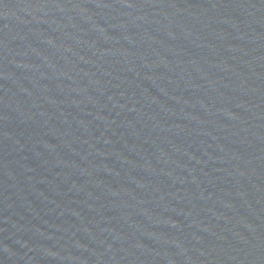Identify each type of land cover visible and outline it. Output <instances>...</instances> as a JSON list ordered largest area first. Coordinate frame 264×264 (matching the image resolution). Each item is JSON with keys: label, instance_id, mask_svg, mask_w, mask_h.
Instances as JSON below:
<instances>
[{"label": "water", "instance_id": "1", "mask_svg": "<svg viewBox=\"0 0 264 264\" xmlns=\"http://www.w3.org/2000/svg\"><path fill=\"white\" fill-rule=\"evenodd\" d=\"M0 264H264V0H0Z\"/></svg>", "mask_w": 264, "mask_h": 264}]
</instances>
